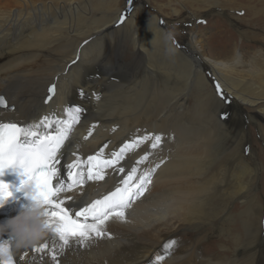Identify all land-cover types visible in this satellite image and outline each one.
<instances>
[{
	"label": "bare ground",
	"instance_id": "bare-ground-1",
	"mask_svg": "<svg viewBox=\"0 0 264 264\" xmlns=\"http://www.w3.org/2000/svg\"><path fill=\"white\" fill-rule=\"evenodd\" d=\"M118 1L0 0V97L8 105L0 108V122L25 126L44 116L63 120L69 118L65 109H82L58 153L57 167L66 186L71 182L66 166L79 157L85 182L59 194L64 206L77 212L102 199L133 168L131 184L141 176L151 180L123 219L113 216L105 222L103 236L92 234L82 243L74 237L62 248L58 235L49 232L35 246L16 251L14 264H264V247L257 245L264 244V223L258 236L254 228L247 233L234 260L203 251L215 242L210 237L222 234L232 201L246 203L252 212L256 208L250 183L261 166L250 131L255 127L264 144V49L241 54L235 47L206 58L204 34L195 26L207 11V18L228 23L247 44L243 48L264 45V8L253 5L252 14L245 2L248 20L243 21L229 14L243 8L207 1L182 15L173 9L176 18L162 22L158 2L148 0L151 8L143 2V8L130 13L131 3L128 10L126 0ZM215 8L220 12L213 13ZM118 20L120 26L113 29ZM173 21L184 23L181 35L172 33L177 29ZM155 58L158 68L144 67L145 60ZM53 85L55 94L45 103ZM225 114L227 119H221ZM156 135L161 136L156 148L144 140L127 148L118 163L103 166L102 180L86 179L87 157L113 160L125 145ZM223 136L227 148L212 146ZM25 206L0 208V224ZM42 244L47 249L34 251Z\"/></svg>",
	"mask_w": 264,
	"mask_h": 264
},
{
	"label": "snow or ice",
	"instance_id": "snow-or-ice-1",
	"mask_svg": "<svg viewBox=\"0 0 264 264\" xmlns=\"http://www.w3.org/2000/svg\"><path fill=\"white\" fill-rule=\"evenodd\" d=\"M123 19L124 17H121L122 21ZM216 88L217 92L222 95L218 84ZM48 93L45 103L52 100L55 94L54 85L48 88ZM7 107L5 99L0 97V108ZM81 111L82 109L78 107H69L65 109L69 118L60 120L44 116L38 122L25 126H19L16 122H0V175L9 167L23 170V175L27 177L26 181L30 182L34 188L30 194L31 199L45 206L46 224L56 226V233L62 242V248L69 246L70 239L74 237L79 238L82 243L92 234L97 237L103 236L105 233L102 228L105 222L113 216L123 219L125 210L131 207L135 199L144 194L147 190L146 185L151 183L150 178L141 176L138 183L131 184L132 174L136 172L133 168L132 174L122 180L121 186H117L114 191L102 199L93 201L77 212L64 206L65 201L59 199V194L85 182V172L81 169L83 162L79 157L66 166L67 178L71 181L66 186L64 181L59 179L57 167L58 153L68 139L73 124L78 121V114ZM221 119H227L226 114L222 115ZM144 140H151L152 147L156 148L161 141V136H143L138 141H134L133 145H125L119 153H113L115 157L113 160L101 161L97 156L87 157L86 179L89 181L102 180L104 178L103 166H113L118 163L127 148ZM146 158L145 156L142 160ZM119 170L124 171L123 168ZM54 180H56L55 184ZM7 189L8 185L0 182V197L10 194ZM45 249H47V244H42L34 251L41 252ZM53 259L55 260V255Z\"/></svg>",
	"mask_w": 264,
	"mask_h": 264
},
{
	"label": "rangeland",
	"instance_id": "rangeland-1",
	"mask_svg": "<svg viewBox=\"0 0 264 264\" xmlns=\"http://www.w3.org/2000/svg\"><path fill=\"white\" fill-rule=\"evenodd\" d=\"M153 1L158 2L160 7L164 11V13L162 15L160 14V17H159L160 19L159 21H162V22L164 21L166 22V18H169V17H172L173 19L176 18L175 14L172 12L173 9H176L179 12V14L182 15L184 13L186 14L187 12L186 10H193V8L197 6L201 7L203 2H207V1L219 2L221 6L225 5L227 9H230V7L235 9L234 6H236L237 8H243L242 10H239V11L231 9V11L229 12V14L232 16L243 18V21L248 20V13H245L246 12L245 6H244L245 2H249V6L250 8H252L251 9L252 14H253V5H254V8H258V9L264 8L263 7L264 4L262 5L261 3V2H264V0H153ZM143 2L146 3V6L151 8V5L149 4V2L151 1L130 0V3L132 5L130 13L134 11L137 7L143 8L142 6ZM180 2L183 3V5L185 6V9H183V7H180L179 5ZM253 2L255 3L253 4ZM126 4L128 5L127 6L125 5V7H127L129 10L130 9L129 0H126ZM211 10L212 12L215 11V13L220 12L219 8H215ZM206 12L207 11L200 14L199 18H197L195 21V26L199 27L198 30H196V32L202 31V33L204 34L202 43H203V53L206 58L214 59L219 56H223L224 54H226V52H228L229 50H232L235 47H237V51H239L241 54L245 52L248 54H253L257 50V48L264 49V45L262 43H254V44L252 43L251 47L253 48L256 47L254 49L249 46H246L245 48H243L247 44H243L244 42H242L241 38L234 32V30L228 25V23L225 20L222 22V20L220 21L217 18H211V17L207 18L208 12L207 13ZM120 23H121V20H118L113 25V29L118 28V26H120ZM183 24L184 23H181L179 21H173L172 25L176 27L177 29H175L174 32L172 31V33H174L176 36L181 35L182 34L181 26ZM258 25L256 24V27ZM173 26H171V28ZM257 29L256 30L259 31L260 33L262 32L261 27H258ZM158 59L159 58H155V60L152 59L151 61L150 59L145 60L144 64L145 65L146 63L147 64L149 63V64L147 66H145L144 64L143 65L144 67L152 66L154 68H158L159 67ZM215 90H216L217 95L220 98H222L218 94L217 89ZM193 94L195 95L194 92ZM241 126L244 131L248 132L250 125L247 121L244 120V118L242 120ZM251 129L252 131H250L251 132L250 134L252 135V139H251L252 147L256 152L259 153V156H256V159L260 160V166H261V170L259 172L258 170L253 172V178L255 180H253L252 178V182L250 183L251 203L253 202V207H256V208H254L255 211L253 210L252 212L248 209V206L246 203L242 204L241 201H232L230 203L229 205L230 218L228 219V222L226 221L223 224L222 234H220L219 236L214 235L210 237V239L214 240L215 242H213L210 246L203 248V251H207L209 256H212L213 258H218V259L226 258V259H231V260L236 259L234 257H237L240 254L241 250L244 249L243 244L246 239L247 233L252 228H254L257 231L256 236H258L259 230L262 224L264 223V144L262 143V141L260 142L257 129L255 127ZM215 140L217 143L214 141L212 143L213 145L211 144L212 146L216 147L217 149H221V150H224V148H227V144H225L226 143L225 136L218 137ZM250 146H251L250 141H248V143L244 145L243 151L247 153V151L250 150ZM256 210H258V213H259L257 222L254 217L256 215ZM231 220L232 222H230ZM263 230H264V224H263ZM262 239L264 240V237H262ZM185 243H189V242H185ZM182 244L180 246H183ZM257 245L260 246L259 250H261L264 247V244L262 245L261 241H259ZM221 247L223 249H221Z\"/></svg>",
	"mask_w": 264,
	"mask_h": 264
},
{
	"label": "clouds",
	"instance_id": "clouds-1",
	"mask_svg": "<svg viewBox=\"0 0 264 264\" xmlns=\"http://www.w3.org/2000/svg\"><path fill=\"white\" fill-rule=\"evenodd\" d=\"M22 188L29 194V203L14 218L0 224V236H8L0 241V264H14L16 251L35 246L49 232L56 233V226L46 224L45 206L31 199L32 184L25 181Z\"/></svg>",
	"mask_w": 264,
	"mask_h": 264
}]
</instances>
